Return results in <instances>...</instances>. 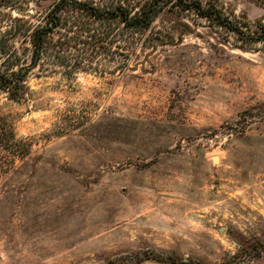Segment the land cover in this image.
Returning <instances> with one entry per match:
<instances>
[{
  "label": "rangeland",
  "instance_id": "rangeland-1",
  "mask_svg": "<svg viewBox=\"0 0 264 264\" xmlns=\"http://www.w3.org/2000/svg\"><path fill=\"white\" fill-rule=\"evenodd\" d=\"M147 35L126 66L34 69L24 99L0 92V126L31 141L12 167L0 150V264H264V41L173 8Z\"/></svg>",
  "mask_w": 264,
  "mask_h": 264
},
{
  "label": "trees",
  "instance_id": "trees-1",
  "mask_svg": "<svg viewBox=\"0 0 264 264\" xmlns=\"http://www.w3.org/2000/svg\"><path fill=\"white\" fill-rule=\"evenodd\" d=\"M16 1L0 0V92L14 101L24 99L29 89L27 78L34 69L37 75L58 70L66 74L98 72L117 56L126 66L137 48L149 46L151 23L165 8L206 18L234 33L241 48L264 41L263 18L253 24L239 22L212 1L53 0L43 12L35 14L29 12L25 1ZM251 1L264 7V0ZM8 9L19 14L14 16ZM32 16H36L35 21ZM1 149L12 167L29 154L31 141L17 138L11 124L0 126ZM147 258L162 260L158 255Z\"/></svg>",
  "mask_w": 264,
  "mask_h": 264
},
{
  "label": "water",
  "instance_id": "water-1",
  "mask_svg": "<svg viewBox=\"0 0 264 264\" xmlns=\"http://www.w3.org/2000/svg\"><path fill=\"white\" fill-rule=\"evenodd\" d=\"M214 160H216V158H214Z\"/></svg>",
  "mask_w": 264,
  "mask_h": 264
}]
</instances>
